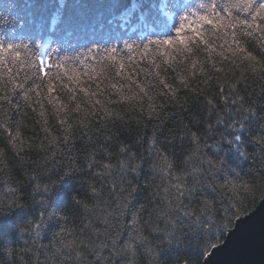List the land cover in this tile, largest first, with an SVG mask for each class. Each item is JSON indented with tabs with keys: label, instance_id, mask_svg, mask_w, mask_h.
Listing matches in <instances>:
<instances>
[{
	"label": "trees",
	"instance_id": "trees-1",
	"mask_svg": "<svg viewBox=\"0 0 264 264\" xmlns=\"http://www.w3.org/2000/svg\"><path fill=\"white\" fill-rule=\"evenodd\" d=\"M211 2L0 0V42L17 45L19 51L18 58L0 52V88L4 89L0 97L8 96L0 99V125L7 122L13 134L19 130L23 141L17 152L0 126V149L4 150L0 156V264H204L214 248L208 245L223 243L236 220L258 206L264 198V141L259 139L264 137V76L260 71L239 61V66L233 64L228 52V59L213 55L209 60L201 51L193 58L200 61L204 74L192 76L182 65L164 71L166 65L161 64L156 69L147 57L125 47L175 37L182 14L189 9L203 14L206 10L198 6ZM215 2L226 15L222 10L226 0ZM157 16L159 21L153 24ZM208 39L217 47L222 43L210 34ZM241 42L264 62V47L248 38ZM113 47L117 61L125 62L122 72L103 51ZM90 49L96 51L90 53ZM42 53L45 61L63 62L64 67L45 64L37 72L32 62ZM155 59L160 62V57ZM65 69L79 73V84L68 80ZM156 71L160 75L154 78L150 73ZM58 73L60 78L52 80L55 87L49 94L48 80ZM9 77L23 88L13 91ZM160 78L172 84L175 98L157 84ZM112 84L122 85V92ZM73 88L74 93L69 90ZM80 88H87L89 95ZM25 90H29L27 97ZM50 95L58 98L57 104L49 103ZM122 95L134 99L124 100ZM241 120L239 132L231 128ZM236 135L241 139L234 143L222 139ZM121 147L125 155L145 158L139 172H130L124 180L113 178L109 184L108 177L95 175L102 170L99 164L87 167L85 158L93 154L95 161L115 164ZM197 149L199 155L213 161L223 158L226 164L212 176L206 175L207 166H202L204 172L188 174L191 169L184 161ZM160 153L172 161V168L167 178L153 179L148 165ZM129 180L135 191L124 201L125 207L120 201L127 188L121 192V185ZM36 183L54 187L55 195L47 203L33 199ZM186 189H193L192 194ZM205 199L210 201L208 213L200 211ZM9 201H28L30 206L17 208ZM188 208L196 209V214L186 216ZM208 215L212 221H207ZM42 219L46 223L36 236L34 225ZM196 219L207 222L197 225ZM212 223L228 225L218 239L204 235ZM137 236L146 239L142 243ZM128 244L133 247L127 248Z\"/></svg>",
	"mask_w": 264,
	"mask_h": 264
},
{
	"label": "snow or ice",
	"instance_id": "snow-or-ice-1",
	"mask_svg": "<svg viewBox=\"0 0 264 264\" xmlns=\"http://www.w3.org/2000/svg\"><path fill=\"white\" fill-rule=\"evenodd\" d=\"M166 7L167 6H165V8ZM198 9H205L206 12L202 14L199 10L189 9L187 12L180 16L179 26L175 28V37L168 36L167 38H160L156 40L149 39L146 45L137 48H134L132 44H125V47L128 49L129 52L136 51L138 55H141L142 57H147L150 60L152 66L156 69H160L161 64L166 65V67L162 69L164 71L175 70L176 67L182 65L185 71H189V69L191 70L192 76H196L197 72L204 74V69L200 61L193 58L198 52H206L208 54L209 60H211L213 55L228 59V57L225 56V52H228L231 54L233 64H237V61H239V64H245L246 67H248L252 71L259 70L261 75L264 76V62L258 59L253 54V52L246 48L241 42V38H248L252 41L257 42L261 47H264V0H226V2H224L222 5L223 13H226V15L221 13V10L218 8V5L215 0H212V2L207 5L200 4L198 6ZM237 13H243L244 16L238 15ZM158 21L159 17L157 16L155 19L152 20V23L156 24ZM206 25L211 27L205 28ZM209 34L215 36L217 40L222 41V43H220L218 47L215 45V43H210L208 39ZM17 48V45L5 46L2 42H0V52L14 53L15 56L18 58L19 51L17 50ZM95 51L96 49H90V53ZM103 51L108 53L109 59L119 64V69L122 72L125 67V62L123 60L117 61V49L113 47L111 49L106 48ZM155 57H160L159 63H157ZM65 59L71 58L66 57ZM185 61H188V63H185ZM131 62L132 58L130 57L128 63L131 64ZM45 64H47V67L49 68L56 67L57 69H60L64 67L63 62H57L53 64L50 58L48 61H45L43 56H37L36 60L32 62V66L37 69V72L41 71L42 67ZM239 64H237V66H239ZM212 67L216 68L215 61L212 62ZM217 71H222V69H217ZM117 74L119 75L120 72H118ZM45 75H47V72H45ZM64 75L67 76L68 80L72 83L79 84V73L76 70L65 69ZM125 75L126 79L130 81L132 80L130 74ZM150 75H153L154 78L159 77L160 72L156 71L155 73H150ZM59 78V73L55 77L49 78V94L52 93L55 87V85L52 83V80ZM180 79L183 81L184 87H188V82L182 75ZM9 81L13 86V91H15L16 88H23V84L16 83L14 77H9ZM132 82L135 83V81ZM157 84L159 86H162L163 89H165L172 98L176 97L177 93L176 90L173 88L172 84L167 83L163 78H160L157 81ZM111 87L116 89L118 92H122V85L118 86L117 84H112ZM136 87L145 96L148 95L143 86L137 84ZM129 88H131V84L129 85ZM3 90V88H0V91ZM69 90L73 93L76 91V89L74 88ZM222 90L223 88L221 87V91ZM28 91L29 90H25L26 97ZM31 91H35V89H31ZM80 91L89 95L87 88H80ZM91 95H95V93H92ZM0 99L7 100V93H5L4 97H0ZM122 99L131 100L134 99V97L122 95ZM149 99L151 100V97H149ZM96 102L99 103V101ZM231 102L234 104L237 103L235 99H233ZM37 103L40 102L37 101ZM49 103L57 104L58 98L51 97L50 95ZM209 103H211V101H209ZM60 107L66 108L67 106L61 104ZM59 110L60 108L58 107L57 111ZM105 111L107 112V109H105ZM150 111H154V106L150 105ZM240 111H242V108ZM248 111L250 112L251 110ZM41 116H43V112H41ZM243 119L246 120L248 119V117L244 116ZM220 122L221 121H218V123ZM61 123H64V121H62ZM0 126H3L5 132H7L9 142L12 144L13 148L19 149V147L23 144V141L20 138L19 130H16L13 134V132L7 127V122H4V124ZM230 126L231 128H234L237 132H239L240 129L243 127V122L241 120L238 121L236 124H232ZM45 131H47V129H45ZM65 139H67V137H65ZM240 139L241 137L239 135H236L233 136V139L229 142L234 143L235 141ZM259 139L264 141V137H260ZM54 140L55 138H53L50 143H53ZM3 155L4 150L0 149V156ZM89 159H92V157H90ZM67 175L68 174H66V176ZM63 179L64 177L61 178V180ZM177 179L181 180L182 182L181 177H177ZM176 187L179 189L180 184H177ZM45 190H47V186H45ZM186 190L189 195H191L193 192V189ZM181 198L182 194L178 195L177 201L179 202ZM203 203L204 208L200 211L202 213H208L210 201L208 199H205ZM13 204H15V201H13ZM196 212V209L188 208L185 210V215L191 217L192 215L196 214ZM49 218L51 217L49 216ZM212 220L213 216L208 215L207 221ZM207 221H201L200 219H196L193 221V223L202 226V224ZM132 222L133 225H136V216H133ZM44 223H46V221L42 219L40 223L34 225V231L36 236L40 235L41 225ZM2 227L3 226H0V228ZM227 227V224L221 226L219 224L212 223L210 225V228L204 231V235L209 236L210 234H214L218 239L219 234L227 230ZM136 239L140 240L143 243L146 237L137 236ZM117 240L118 235L117 237L113 238L114 245L117 243ZM215 246V244L211 243L208 245V247ZM132 247V244L127 245V248Z\"/></svg>",
	"mask_w": 264,
	"mask_h": 264
},
{
	"label": "clouds",
	"instance_id": "clouds-1",
	"mask_svg": "<svg viewBox=\"0 0 264 264\" xmlns=\"http://www.w3.org/2000/svg\"><path fill=\"white\" fill-rule=\"evenodd\" d=\"M222 139L226 140V142L228 143H230L229 141L232 140H227L225 137H222ZM125 151L126 149L124 147H121L119 149V152L117 153V161L115 164H104L102 161H95V154H93L92 159L85 158V162L88 168L93 167V162L99 164L102 170L100 172H96L95 175L101 178L108 177V182L109 184H111L113 182V178H115L116 180H124L128 177V174L130 172H139L142 164L144 163L145 158H138L133 153L125 155ZM17 152H19V149H17ZM240 156L244 157V154L240 152ZM240 163H243V161H240ZM184 164L191 169V172H189L188 174H192L194 172H204L205 169L202 166H207L206 175L212 176L221 165L226 164V160L221 158L218 161H213L206 155H199V149H197L196 152L187 157V159L184 161ZM148 166L154 173L153 179L167 178L168 170L172 168V161L167 156L160 153L158 154L156 159L153 160ZM130 185V180L128 182V185H121V192H124L127 188V195H125L120 201V204L125 207L126 205L124 204V201L128 200L131 196V193L135 191V188L131 187ZM45 186H47V190H45ZM53 189L54 187L52 185H42L40 183H36L35 187L32 190L33 199L35 200L36 198H39L40 200H44L47 203L55 195ZM8 204L10 206L15 205V207L17 208H28L30 206L28 201H25L23 203H17L15 201V204H13V201H9Z\"/></svg>",
	"mask_w": 264,
	"mask_h": 264
},
{
	"label": "water",
	"instance_id": "water-1",
	"mask_svg": "<svg viewBox=\"0 0 264 264\" xmlns=\"http://www.w3.org/2000/svg\"><path fill=\"white\" fill-rule=\"evenodd\" d=\"M204 264H264V198L252 212L236 220Z\"/></svg>",
	"mask_w": 264,
	"mask_h": 264
},
{
	"label": "rangeland",
	"instance_id": "rangeland-1",
	"mask_svg": "<svg viewBox=\"0 0 264 264\" xmlns=\"http://www.w3.org/2000/svg\"><path fill=\"white\" fill-rule=\"evenodd\" d=\"M41 56H43V58L45 59V57H44L43 53H42V55H41Z\"/></svg>",
	"mask_w": 264,
	"mask_h": 264
}]
</instances>
